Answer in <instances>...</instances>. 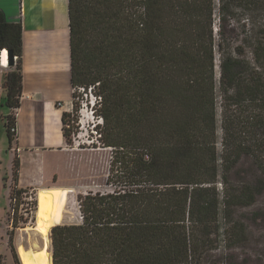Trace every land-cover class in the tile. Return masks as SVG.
Here are the masks:
<instances>
[{
    "label": "trees",
    "instance_id": "trees-1",
    "mask_svg": "<svg viewBox=\"0 0 264 264\" xmlns=\"http://www.w3.org/2000/svg\"><path fill=\"white\" fill-rule=\"evenodd\" d=\"M67 1L71 85L99 83L115 187L79 195L80 222L51 227V263L237 264L213 251L220 236L228 250L244 243L235 212L264 189V0ZM236 9L251 18L238 33ZM4 48L18 61L2 82L12 142L21 25L0 14ZM73 127L63 113L66 143ZM247 158L255 183L228 185ZM18 170L15 157V181Z\"/></svg>",
    "mask_w": 264,
    "mask_h": 264
},
{
    "label": "rangeland",
    "instance_id": "rangeland-1",
    "mask_svg": "<svg viewBox=\"0 0 264 264\" xmlns=\"http://www.w3.org/2000/svg\"><path fill=\"white\" fill-rule=\"evenodd\" d=\"M249 14L240 9L235 10L232 25L240 32V24L249 23ZM261 18L258 16L257 20ZM253 20V19H252ZM9 61V60H8ZM18 61L8 62L4 73L0 74V264H20L16 247L23 244L30 247L37 240L42 243L40 236L32 229L39 214H49L54 217L55 224H76L80 222L78 196L89 191H107L115 186L107 184L109 164L114 156V148L105 146L101 150H61L50 148L37 154L32 160L24 155L21 162L22 179L19 182L12 176L13 160L18 151L10 142L5 126L10 109L5 103L1 92V78L10 71ZM3 82V81H2ZM57 107H60L57 104ZM71 107V106H70ZM73 109L77 108L73 102ZM75 126V124H73ZM74 128V127H73ZM220 149V145H217ZM26 154V153H25ZM40 170V172H39ZM44 170V173H43ZM39 172L36 182L32 174ZM45 176V180L43 177ZM256 170L250 159H243L224 181L228 185H239L245 181L255 183ZM29 189L28 193L17 194L16 199H10L14 189ZM252 203L236 210L234 217L243 223L244 243L235 249H225L223 237H219L218 248L213 253H223V256H233L237 264H264V189L259 190ZM13 207V208H12ZM220 207V225L226 227ZM50 239L48 241V249ZM15 257H11V251ZM218 264H224L222 262Z\"/></svg>",
    "mask_w": 264,
    "mask_h": 264
},
{
    "label": "crops",
    "instance_id": "crops-1",
    "mask_svg": "<svg viewBox=\"0 0 264 264\" xmlns=\"http://www.w3.org/2000/svg\"><path fill=\"white\" fill-rule=\"evenodd\" d=\"M0 14L6 22L21 25L22 90L19 107L15 110L13 140V147L18 151L21 182L24 155L32 160L50 148L67 150L62 115L70 110L73 89L68 1L0 0ZM1 53L2 49L0 58ZM3 71L0 64L1 76ZM2 81L1 78V88ZM1 92L5 96L3 88ZM57 102H61L60 107ZM39 172L32 174L33 181L36 182Z\"/></svg>",
    "mask_w": 264,
    "mask_h": 264
},
{
    "label": "built area",
    "instance_id": "built-area-1",
    "mask_svg": "<svg viewBox=\"0 0 264 264\" xmlns=\"http://www.w3.org/2000/svg\"><path fill=\"white\" fill-rule=\"evenodd\" d=\"M13 60H16V56H13ZM98 88L99 83H94L72 89L71 107L66 113L70 114L71 124H75V126L71 132L70 142L66 143V148L71 150H101L106 148L102 141L104 121L99 113L102 105V96L98 93ZM73 102L77 105L76 109H73ZM57 104L61 106V102H57ZM10 130L14 133L15 138V126Z\"/></svg>",
    "mask_w": 264,
    "mask_h": 264
},
{
    "label": "bare ground",
    "instance_id": "bare-ground-1",
    "mask_svg": "<svg viewBox=\"0 0 264 264\" xmlns=\"http://www.w3.org/2000/svg\"><path fill=\"white\" fill-rule=\"evenodd\" d=\"M8 53L4 48L2 51L1 67H8ZM55 225V219L49 214H39L32 227L22 228L32 229L36 235L40 236L42 243L39 244L35 240L30 247H25L23 244H19L16 247L17 255L20 260V264H52L51 255L48 249L49 232L51 227Z\"/></svg>",
    "mask_w": 264,
    "mask_h": 264
},
{
    "label": "water",
    "instance_id": "water-1",
    "mask_svg": "<svg viewBox=\"0 0 264 264\" xmlns=\"http://www.w3.org/2000/svg\"><path fill=\"white\" fill-rule=\"evenodd\" d=\"M7 50V49H6ZM7 53H8V59H9V62H10V64H12V53H11V51H9V50H7Z\"/></svg>",
    "mask_w": 264,
    "mask_h": 264
},
{
    "label": "flooded vegetation",
    "instance_id": "flooded-vegetation-1",
    "mask_svg": "<svg viewBox=\"0 0 264 264\" xmlns=\"http://www.w3.org/2000/svg\"><path fill=\"white\" fill-rule=\"evenodd\" d=\"M11 251V257L13 258V257H15L14 256V253L12 252V250H10ZM16 252H17V250H16Z\"/></svg>",
    "mask_w": 264,
    "mask_h": 264
}]
</instances>
